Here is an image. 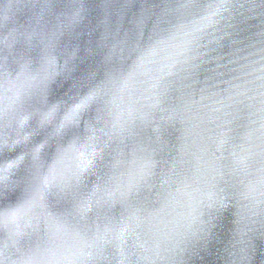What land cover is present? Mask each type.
Returning <instances> with one entry per match:
<instances>
[{"label":"water","instance_id":"obj_1","mask_svg":"<svg viewBox=\"0 0 264 264\" xmlns=\"http://www.w3.org/2000/svg\"><path fill=\"white\" fill-rule=\"evenodd\" d=\"M182 2L0 0V64L9 81L8 104L30 80L29 67L44 68L53 96L75 94L93 82L118 96L136 92L145 116L138 122L140 138L169 166L184 134L183 125L170 119L174 109L199 125L211 151L221 133L253 142L245 147L258 144L264 125V0H197L190 8ZM185 60L188 71H178L174 65ZM93 120L103 139L86 133L59 169L78 181L85 198L102 183L116 147L100 131L103 118L94 113ZM209 195L197 193L190 204L169 208L155 242L138 240L143 246L135 248L129 242L136 264H264L259 194L239 203L230 198L219 209L206 206ZM18 203L11 202L7 229L0 225V246L7 253L0 264H79L71 257L38 260L26 247L31 221L26 213H15ZM197 228L203 232L190 236ZM79 250L93 252L84 244ZM125 255L131 252L117 245L105 264H129Z\"/></svg>","mask_w":264,"mask_h":264},{"label":"snow or ice","instance_id":"obj_2","mask_svg":"<svg viewBox=\"0 0 264 264\" xmlns=\"http://www.w3.org/2000/svg\"><path fill=\"white\" fill-rule=\"evenodd\" d=\"M196 3L183 0L182 7ZM186 47L190 52V44ZM187 63L174 67L188 71ZM3 67L0 64V225L7 229L11 202L19 201L15 213L30 218L26 247L38 260L71 257L79 264H105L113 248L123 245L131 252L125 259L136 264L131 248L143 246L137 241L155 242L167 210L190 204L205 191L211 192L206 206L217 209L230 198L239 203L241 197L255 200L258 193L259 211L264 214V125L258 144L245 147L253 142L221 133L212 141L216 150L211 151L201 140L199 125L183 110L174 109L170 119L183 125L184 134L169 166L168 160L156 159L140 138L138 122L145 116L136 92L118 96L103 83L93 82L75 94L53 96L50 72L29 67L30 80L9 105ZM94 113L104 120L103 136L116 147L102 183L85 198L78 181L74 183L67 171L61 175L59 169L86 133L103 139L96 136ZM202 232L197 228L189 235ZM81 244L93 252L83 255ZM0 256L7 257L3 246Z\"/></svg>","mask_w":264,"mask_h":264},{"label":"clouds","instance_id":"obj_3","mask_svg":"<svg viewBox=\"0 0 264 264\" xmlns=\"http://www.w3.org/2000/svg\"><path fill=\"white\" fill-rule=\"evenodd\" d=\"M261 87H264V85H261Z\"/></svg>","mask_w":264,"mask_h":264}]
</instances>
